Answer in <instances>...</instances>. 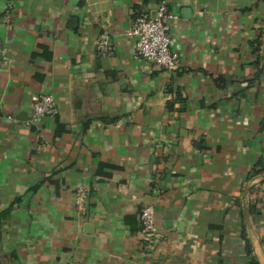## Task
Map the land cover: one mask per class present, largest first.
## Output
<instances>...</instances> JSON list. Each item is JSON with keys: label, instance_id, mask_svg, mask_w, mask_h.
I'll list each match as a JSON object with an SVG mask.
<instances>
[{"label": "crops", "instance_id": "1", "mask_svg": "<svg viewBox=\"0 0 264 264\" xmlns=\"http://www.w3.org/2000/svg\"><path fill=\"white\" fill-rule=\"evenodd\" d=\"M167 1L173 71L127 36L158 0H0V264H244V225L264 264V0Z\"/></svg>", "mask_w": 264, "mask_h": 264}, {"label": "built area", "instance_id": "2", "mask_svg": "<svg viewBox=\"0 0 264 264\" xmlns=\"http://www.w3.org/2000/svg\"><path fill=\"white\" fill-rule=\"evenodd\" d=\"M176 16L169 9L167 0H158L156 9L151 13L136 15L127 36L135 39V56L151 62L165 71H173L178 66V56L171 50L170 27ZM93 53L98 58L110 57L114 49L106 37L96 40ZM57 114L55 98L52 94H42L35 100L30 113V122L37 124L42 118ZM84 189L78 188L75 204L82 202ZM139 224L141 231L150 240L156 237L155 210L153 205H146L140 210Z\"/></svg>", "mask_w": 264, "mask_h": 264}, {"label": "trees", "instance_id": "3", "mask_svg": "<svg viewBox=\"0 0 264 264\" xmlns=\"http://www.w3.org/2000/svg\"><path fill=\"white\" fill-rule=\"evenodd\" d=\"M263 170H256L252 173V176L254 175H259L262 173ZM241 239L244 243V249L246 252V262L244 264H259L258 260L256 257L252 254V248H251V242L250 240L246 237V232H245V225L242 227L241 231Z\"/></svg>", "mask_w": 264, "mask_h": 264}]
</instances>
